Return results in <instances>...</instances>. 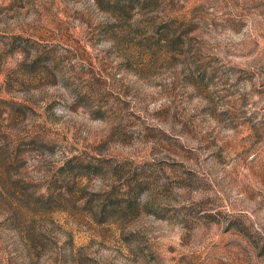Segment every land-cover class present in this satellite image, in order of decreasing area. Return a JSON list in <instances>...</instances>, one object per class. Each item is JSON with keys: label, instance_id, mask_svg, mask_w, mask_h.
Wrapping results in <instances>:
<instances>
[{"label": "rangeland", "instance_id": "374dc122", "mask_svg": "<svg viewBox=\"0 0 264 264\" xmlns=\"http://www.w3.org/2000/svg\"><path fill=\"white\" fill-rule=\"evenodd\" d=\"M0 264H264V0H0Z\"/></svg>", "mask_w": 264, "mask_h": 264}, {"label": "trees", "instance_id": "16d2710c", "mask_svg": "<svg viewBox=\"0 0 264 264\" xmlns=\"http://www.w3.org/2000/svg\"><path fill=\"white\" fill-rule=\"evenodd\" d=\"M113 200L111 203L105 204H90L89 213L92 218L98 223L108 222L109 214L115 213V211H122L124 213H130L132 210V205L129 203H123ZM108 216V217H107Z\"/></svg>", "mask_w": 264, "mask_h": 264}]
</instances>
